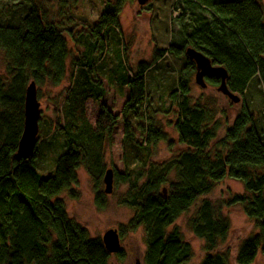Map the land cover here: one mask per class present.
<instances>
[{
	"label": "trees",
	"instance_id": "obj_1",
	"mask_svg": "<svg viewBox=\"0 0 264 264\" xmlns=\"http://www.w3.org/2000/svg\"><path fill=\"white\" fill-rule=\"evenodd\" d=\"M120 7L118 0L92 28L70 33L78 50L71 62L77 74L60 110L55 111L54 127L64 152L54 160L53 175L42 178L34 162L35 153L27 161L15 160L23 124L24 91L30 82L35 86H58L65 76L68 49L38 0H0V52L6 66L0 76V264L108 263L110 254L100 239L89 238L84 228L69 219L58 197L76 184L80 167H86L96 185L102 181L103 148L112 143L118 125L127 156L142 154V159L123 174L113 173L116 189H125L121 205L134 212L117 232L120 238L142 229L143 264L191 262L190 246L177 229L168 228L196 203L187 226L203 242L205 256L200 264H229L228 252H217L229 232V223L221 215L224 206L240 207L253 223L257 234L241 243L234 259L236 264H253L258 254L264 256L262 137L241 101L218 138L220 128L212 112L192 103L190 78L195 66L184 52L193 49L212 66L224 69L225 86L238 98L255 77L264 97V0H179L177 22L187 19L177 28L180 46L153 48L150 62H138L129 75L122 73L118 91L94 69L107 50L106 30L119 27ZM180 51L186 61L176 89L168 94L167 101L176 108V139L169 141L139 110L150 102L145 74L164 55L178 56ZM204 81L213 87L219 85L212 74ZM132 114L138 119L135 125L130 122ZM136 132L140 141L134 139ZM160 143L169 152L175 146L181 151L166 161H153L152 153ZM224 180L239 182L244 193L216 204L207 197ZM68 194L72 198L70 191ZM99 196L95 197V206L102 209Z\"/></svg>",
	"mask_w": 264,
	"mask_h": 264
},
{
	"label": "rangeland",
	"instance_id": "obj_2",
	"mask_svg": "<svg viewBox=\"0 0 264 264\" xmlns=\"http://www.w3.org/2000/svg\"><path fill=\"white\" fill-rule=\"evenodd\" d=\"M119 1L121 2L118 11L119 27L115 31L106 30L107 50L99 57L97 68L94 69L101 77L109 79L118 91L121 90L118 81L122 73L126 72L129 75L130 69L134 68L138 62H150L153 48L163 50L167 49L170 44L176 48L180 46L177 28L187 21L186 17H183L180 22H177L180 19L179 0H147L146 4L141 7L137 5L136 0ZM117 3L118 0H38V6L44 12L48 22L54 24L65 39L68 49L65 76L62 82L56 87L35 86L40 114L34 162L42 178L53 175L54 160L64 152L61 138L55 132L54 127L55 111L60 110L62 99L77 74V70L71 67V62L77 57L78 50L73 44L70 33L89 30L102 13ZM185 61L182 51L178 56L167 54L145 74L146 96L150 102L148 107L142 106L139 114H147L167 135L169 141L176 139L173 129L176 108L167 99L168 94L176 89L178 75ZM5 67L4 58L0 52V76L4 74ZM194 74L190 78L192 103L199 104L212 112L213 121L220 128L218 138L228 127L230 117L237 112L242 101L252 114L254 129L261 135L264 144V97L258 79L253 78L246 92L239 98V102L233 104L217 92V87L210 86L206 82L204 89L196 85ZM110 102L111 99L108 98V103ZM134 117V114L130 117L133 125L138 121ZM134 139L141 140L137 132ZM155 150L154 154L152 153V159L161 162L176 155L181 148L175 146L169 152L166 145L160 143ZM124 156H126L127 166ZM140 159H142V154L135 157V154L128 153L127 156L123 148L122 128L118 125L113 132L112 143L103 148L102 155L104 170H112V193L105 195L103 181L96 185L86 167H80L76 171V184L69 189L72 198L68 196L69 191L63 192L58 197L64 203L67 217L84 228L89 238L100 239L105 231L118 230L133 217V210L120 203L125 189H116L113 173L123 174L126 170H131L138 165ZM98 193L99 198L103 200L102 209H97L95 206V197ZM243 193V186L239 182L224 180L207 198L216 204H222L231 195H243ZM197 206L198 203L168 228V231L173 228L177 229L182 240L190 246L193 256L189 264H200L205 256L203 242L195 238L187 226V220L193 216ZM221 215L229 223V232L226 240L219 245L217 252H228L229 264H236L234 259L241 243L256 235L257 231L240 207L227 208L224 206L221 209ZM119 240L120 250L117 254L110 255L107 264H135L136 260L143 264L145 246L142 229L127 233ZM253 264H264V256L258 254Z\"/></svg>",
	"mask_w": 264,
	"mask_h": 264
},
{
	"label": "water",
	"instance_id": "obj_3",
	"mask_svg": "<svg viewBox=\"0 0 264 264\" xmlns=\"http://www.w3.org/2000/svg\"><path fill=\"white\" fill-rule=\"evenodd\" d=\"M146 2L147 0H136V3L139 7L145 5ZM184 53L187 59L194 63V83L196 85L204 89L206 87L204 77L206 75L212 74L219 79V85L216 88L217 92L222 96H225L233 104H237L239 102V98L231 94L225 86L226 72L224 69L212 66L206 57H204L201 53L194 51L193 49L187 48ZM39 106L40 105L37 101L35 84L30 82L24 91L22 131L17 142L15 153V160L17 162L27 161L32 157L35 151L40 114ZM102 181L104 184L103 193L105 195H110L113 191L112 170L108 169L104 171ZM163 194L165 195V191H163ZM100 241L108 254L112 255L119 252L120 240L117 229H109L105 231V233L100 238ZM135 264L140 263L138 260H136Z\"/></svg>",
	"mask_w": 264,
	"mask_h": 264
}]
</instances>
